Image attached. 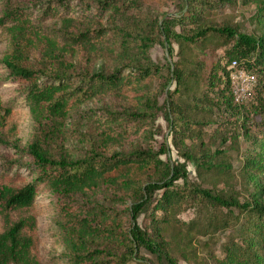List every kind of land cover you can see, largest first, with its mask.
<instances>
[{
    "label": "trees",
    "instance_id": "16d2710c",
    "mask_svg": "<svg viewBox=\"0 0 264 264\" xmlns=\"http://www.w3.org/2000/svg\"><path fill=\"white\" fill-rule=\"evenodd\" d=\"M3 1L7 6L0 13V29L8 34L11 47L2 62L8 75L22 84L39 131L26 147L32 158V178L24 181L19 169L11 171L13 166L0 164V264H45L38 254L34 206L40 188L57 195L54 219L68 250L67 264H129L140 247L162 255L166 264H178L165 235L168 226L182 227L187 242L197 232L231 227L234 232L225 241L221 264H264V203L238 201L206 187L175 182L187 178V169L183 162L161 158L165 148L109 151L110 145L139 134L136 128L121 124V119L101 117L97 140L82 157L74 158L64 146L59 148L65 140L63 121L82 103L129 91L142 96L148 77L156 69L147 54L154 42L151 34L140 35L134 58L110 71L78 69L72 57L78 48L97 51L102 47L108 37L107 29L100 24L106 12L121 14L124 8H139L149 0H75L76 8L70 0ZM250 1H258V11L264 14V0ZM77 5L80 12L75 10ZM35 6H39L40 15L34 14ZM212 6L211 0H188L187 11L178 21L164 18L160 26L166 44L169 47L171 39H185L186 43L207 45L205 42L218 35L229 40L231 45L223 51L220 70L205 77L208 90L218 106H247L257 112L264 102V36L206 21ZM47 18L59 19V26H46ZM177 23L181 25L179 30L174 29ZM32 50L39 51L35 61L30 60ZM232 59L237 60L238 67L255 75L251 94L242 102L235 101L231 92ZM172 72L176 82L184 81L181 67L173 64ZM178 88L173 92H180ZM171 93L167 94V109L173 143L183 156L190 158L183 152L185 139L199 137L206 120L195 117L197 108L192 112L193 118L186 117L188 104H174ZM193 105L197 106V102ZM10 112V106L0 98V134L14 136L17 126L8 119ZM46 122L49 126L45 128ZM191 122H196V128ZM252 164L254 168L264 165V151ZM99 189L116 197L113 206L107 207L93 198ZM187 206L197 208L190 219L180 215ZM143 211H148L149 217L147 223L141 224L138 217ZM190 245L185 244L181 251H189Z\"/></svg>",
    "mask_w": 264,
    "mask_h": 264
},
{
    "label": "rangeland",
    "instance_id": "374dc122",
    "mask_svg": "<svg viewBox=\"0 0 264 264\" xmlns=\"http://www.w3.org/2000/svg\"><path fill=\"white\" fill-rule=\"evenodd\" d=\"M211 1L213 6L205 18L206 21L233 26L257 37L264 36V14L258 11V1ZM69 2L76 8L75 0ZM187 2L188 0H149L139 8H124L121 14H115L114 11L109 15L108 12L105 13L100 24L107 29V40L97 51L78 48L72 57L76 68L110 71L114 66L134 58L138 52L135 44L140 35L151 34L154 42L149 46L147 54L152 66H156L155 72L148 77L142 96L137 97L132 91L125 94H107L78 106L62 123L65 140L60 143L59 148L64 146L74 158L82 157L91 148L92 142L97 140L96 133L101 117L121 119V124L136 128L139 134L130 135L122 143L110 145L109 151H127L136 147L147 149V146L156 150L165 148L166 152L159 155L161 158L169 157L175 163L183 162L187 169V178H179L175 182L206 187L238 201L264 203V165L254 168L252 164L260 151H264V102L258 106L257 112L247 109V106L224 108L215 103L205 77L220 70L223 51L231 45L223 36L211 37L205 42L207 45L186 43L185 39L181 42L171 39L170 46H167L160 24L164 18L170 22L178 21L187 11ZM45 4L46 2L40 7ZM6 6V2L0 0V13ZM38 7H33L36 15L41 14ZM75 10L80 12L81 7L78 6ZM44 24L57 28L60 21L57 18H47ZM180 27V23L174 25L176 30ZM10 47L8 34L0 29V98L10 106L8 119L17 126L14 136L0 134V164L13 166L11 171L19 169L25 176L24 181H27L33 174L30 175L32 158L26 147L38 133L39 127L24 97L22 84L8 75L2 62L4 53ZM29 56L31 61H35L39 58V51H30ZM142 62L145 64L146 61L142 59ZM173 64L183 69L185 79L181 83L174 79ZM178 86L181 91L173 92ZM169 93L174 104H188L186 117L193 118L192 112L197 108L199 110L195 117L206 120L199 137L185 139L183 152L189 154L190 158L183 156L181 149L178 150L173 143L172 127L168 122ZM195 101L197 106L193 105ZM149 105L151 106L148 107ZM190 125L196 128V122H191ZM48 126L49 123L46 122L45 128ZM93 198L107 207L113 206L116 200V197L104 189H99ZM34 206L37 211L38 254L41 260L45 264H67L68 250L61 240L62 230L54 219L58 208L57 195L40 188ZM234 210L236 211L235 208ZM222 211L225 214L226 208ZM196 212L195 206H187L181 210L180 215L184 219H190ZM148 217V211H143L138 217L139 223H147ZM233 232L231 227H214L209 233H195L187 242L182 227L168 226L165 235L170 240V250L178 264H221L225 241ZM189 243L191 249L187 252L181 251ZM129 264L166 262L162 255L140 247Z\"/></svg>",
    "mask_w": 264,
    "mask_h": 264
},
{
    "label": "built area",
    "instance_id": "2783aa9c",
    "mask_svg": "<svg viewBox=\"0 0 264 264\" xmlns=\"http://www.w3.org/2000/svg\"><path fill=\"white\" fill-rule=\"evenodd\" d=\"M230 83L233 98L237 102H242L249 98L255 83V75L244 68L238 67L236 59H232L229 64Z\"/></svg>",
    "mask_w": 264,
    "mask_h": 264
}]
</instances>
